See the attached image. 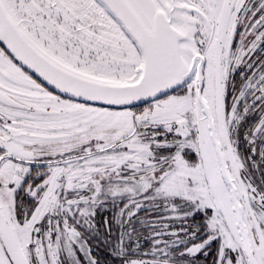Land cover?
Segmentation results:
<instances>
[{"label":"snow or ice","instance_id":"6c2138e0","mask_svg":"<svg viewBox=\"0 0 264 264\" xmlns=\"http://www.w3.org/2000/svg\"><path fill=\"white\" fill-rule=\"evenodd\" d=\"M0 264H264V0H0Z\"/></svg>","mask_w":264,"mask_h":264}]
</instances>
